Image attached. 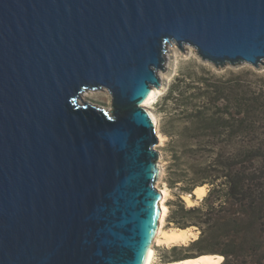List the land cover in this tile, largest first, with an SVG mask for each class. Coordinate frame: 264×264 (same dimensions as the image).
I'll return each mask as SVG.
<instances>
[{"label": "water", "instance_id": "95a60500", "mask_svg": "<svg viewBox=\"0 0 264 264\" xmlns=\"http://www.w3.org/2000/svg\"><path fill=\"white\" fill-rule=\"evenodd\" d=\"M175 44L260 68L264 0H0V264L146 263L162 192L144 103Z\"/></svg>", "mask_w": 264, "mask_h": 264}, {"label": "trees", "instance_id": "16d2710c", "mask_svg": "<svg viewBox=\"0 0 264 264\" xmlns=\"http://www.w3.org/2000/svg\"><path fill=\"white\" fill-rule=\"evenodd\" d=\"M241 79L185 75L166 97L177 115L171 135L175 160L185 164L182 190L210 184L200 205L175 210L179 229L200 230L187 245L197 255L176 261L207 255L216 264H264V88Z\"/></svg>", "mask_w": 264, "mask_h": 264}, {"label": "rangeland", "instance_id": "374dc122", "mask_svg": "<svg viewBox=\"0 0 264 264\" xmlns=\"http://www.w3.org/2000/svg\"><path fill=\"white\" fill-rule=\"evenodd\" d=\"M185 50V53L180 51L176 44L170 46L169 52L166 55L167 70L165 72L159 71V76L162 81L161 90L155 94V98L150 103L146 104L151 116L154 115L156 118L158 132L163 136L162 143L159 142L156 146L160 151V175L156 181V186L159 189H167L168 191L165 203L168 205L169 211L163 224V228L168 231L179 228L171 220L176 215L175 210L179 207L181 202H183L186 207L200 205L203 198L210 190V184H204L207 187V193L203 197H199L197 193H195V189L192 193L184 191L181 188L183 182H178L180 180L178 179L180 178L178 174L185 168V164H183V161L180 162L175 160L178 143L176 144L174 142L171 134L173 132L172 126H175L174 122L176 123L177 115H172L176 111L173 109L175 107L173 101L166 99L171 87L176 83V79L178 80L179 77L182 78L185 75H193L196 79L201 77H213L214 75L216 78H229L233 74L241 76V80L251 89L259 90L260 88H264V65L260 68H256L251 64L244 63L237 66L227 65L223 68H217L212 63L203 61L196 54V50L193 46L186 45ZM86 92V100L101 107H111L112 97L108 91L88 90ZM188 194H190L192 203L186 198ZM188 228H191L194 233L185 243L175 244L181 249L178 255H175L172 250L174 245H158L157 243L153 245L156 250V259L153 264L167 263L168 260L176 261V258L183 257L187 253L197 255L198 252L190 250L187 245L199 237L200 230L196 226ZM217 258L219 259V257Z\"/></svg>", "mask_w": 264, "mask_h": 264}, {"label": "bare ground", "instance_id": "6f19581e", "mask_svg": "<svg viewBox=\"0 0 264 264\" xmlns=\"http://www.w3.org/2000/svg\"><path fill=\"white\" fill-rule=\"evenodd\" d=\"M160 90H161L160 87H159V89L157 87H154L152 89L151 96L144 103V105L146 106V104L150 103L155 98V94H157ZM86 93L87 92L83 93V95H82L83 99H85ZM151 117H152V119L156 125L157 124L156 118L154 117V115H152ZM156 127H157V125H156ZM158 136H159L160 142L162 143L163 136L160 134V132H158ZM159 167H160V165H159ZM160 191L162 192V198L160 201V205H161V209H162L161 215L159 218V223H158V226L156 229L155 236H154L152 243H151V246L149 248V254H148V257H147L145 264H153L155 259H156V250L153 246L155 243H157L158 245L159 244L160 245L165 244L168 246L179 244V243H185L186 241H188L191 238V236L194 233V232H192L191 228H186V229L176 228V229H172L169 231L165 230L163 228L164 221H165L166 216H167L168 211H169L168 205L165 203L168 191H167V189H160ZM195 193H197V195L199 197H203L207 193V187L205 185L198 186L195 188ZM186 198L189 202L192 201L190 199V194H188L186 196ZM216 263H217L216 258L209 257V256H200V257H195V258H188V259H184V260L167 262V263H163V264H216Z\"/></svg>", "mask_w": 264, "mask_h": 264}]
</instances>
